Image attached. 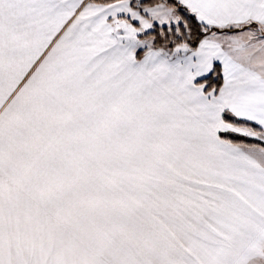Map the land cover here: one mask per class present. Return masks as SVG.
I'll list each match as a JSON object with an SVG mask.
<instances>
[{
	"label": "snow or ice",
	"instance_id": "obj_1",
	"mask_svg": "<svg viewBox=\"0 0 264 264\" xmlns=\"http://www.w3.org/2000/svg\"><path fill=\"white\" fill-rule=\"evenodd\" d=\"M0 264H264V0H0Z\"/></svg>",
	"mask_w": 264,
	"mask_h": 264
}]
</instances>
